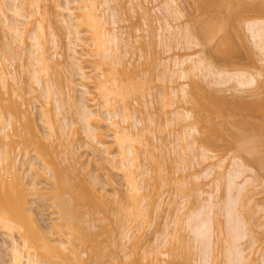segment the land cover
Returning a JSON list of instances; mask_svg holds the SVG:
<instances>
[{"label": "bare ground", "instance_id": "1", "mask_svg": "<svg viewBox=\"0 0 264 264\" xmlns=\"http://www.w3.org/2000/svg\"><path fill=\"white\" fill-rule=\"evenodd\" d=\"M96 1L9 0L8 2V0H0V3L6 5L3 7L2 4L0 5L2 7L0 9V232H4L11 237V242L9 243L11 260H8L11 264H161L156 254L162 253L159 251V247L165 246L167 239L169 240L168 235L165 236V239H163V236L161 244L157 246L159 249L156 250L158 251H148L146 249L145 255H140L135 250V254H131L126 247V240L130 238V223H137L143 214L144 206L137 198L140 193L138 178L141 175H149L146 170H140L138 162L139 156L142 153V147H150V138L148 137V139L146 135H144L146 137H142L138 133H135V129L142 123L141 121H138L135 126L132 124L133 122H130L132 101L135 97L139 96L137 94L142 93L144 90L145 81L128 66L132 64V61L127 59V53L125 54L124 48L130 45L131 38L126 36V33H121L118 27L117 16L109 9L108 2L103 1L101 4H97ZM226 1L229 0H220L222 6L223 3L227 6H233L232 0H230L232 3ZM102 6H106V8L102 10ZM165 6L169 14H167L168 17H173L175 21L181 19L177 0H169L165 3ZM54 9L59 10L57 11L59 12L58 15ZM24 10L27 11L25 12L26 14L21 13ZM9 11L13 16L17 17H14V21L13 19L12 21L9 20L10 16L7 15L10 13ZM58 22L59 26H61L60 23L62 24L59 27L60 29L57 27ZM206 22L208 24H203V26L205 25V29L207 27L209 29L202 33H211L213 27L214 30L223 29L224 27V30H221L223 32L226 31L222 20L217 21V24L214 21V24L210 21L214 25L212 29L209 21ZM53 27L61 33H63V28L66 29V32L64 31L65 34L63 33L64 35L59 33V37L64 38L63 36H67V46L72 51H68L71 53L69 56H64L62 50L61 52L57 51L60 48V43L57 39L58 36L55 34L56 30ZM165 27H167L164 32L166 36L164 33L162 36H165L167 40L169 38L167 34L172 29L177 32V35L182 33L179 25L174 26L171 23H167ZM246 27L251 41L258 48L257 50H259L260 61L264 64V20L250 21L246 24ZM214 30L212 34L217 32ZM185 33L186 48L191 49L192 45L198 46L199 42L197 39L196 42L198 43L194 42L191 36H189L190 32L188 34V31H185ZM82 35L85 41H83ZM77 46H80L82 49L87 48L89 52L80 56ZM7 53L11 59H7L8 56L5 57ZM69 53L65 54L68 55ZM59 57L61 58L60 61H54V59ZM25 58L33 61V63L30 62L31 64L29 63L32 65L30 66L32 68L30 71L29 69L31 68H29V64L26 62L28 60ZM8 60H10V64L7 63ZM15 60L20 61L23 66L25 65V68H23L20 64L22 69H24L22 71H27L26 74L28 72H30L29 74L33 73V78L31 77L30 79L32 80L30 81L36 84L34 92L40 90L39 94L41 93L46 104H49L52 98L54 97L55 99L56 96L57 115L59 117L55 116L56 113L52 114L53 112L49 107L47 108L48 111L46 110L49 118L47 115L45 120H47V123L48 119L51 122L49 123L51 129L49 138H47L48 134L41 131L40 125L37 122L36 109L29 106L31 104H28L29 100L26 99L27 101H25L24 95H14L15 90L9 88V79L18 85H23L24 82H27L26 79L25 81L17 75L19 71L16 73L17 69L13 67V61ZM51 62L65 71L66 77H64L66 80L61 76L60 79L64 80L68 87L66 88L69 91H62L63 87H65L63 85L65 83L62 80L60 82L56 81L55 83L57 84L52 85L57 89L56 86L59 82V90H55L53 89L54 87H50L49 82L45 80L42 82L43 77L40 78V75V77L36 76L41 72L45 73L46 77L50 76L49 66L54 65ZM26 63L28 66H26ZM84 64L86 65L84 66ZM87 64L91 65L88 66ZM35 66L40 70L36 69L33 71ZM187 67L190 68L192 76L196 78L194 80L197 84H201L204 80L207 81L208 77L212 80L210 83L208 82L209 87L204 88V90L206 89V99H191V102L194 100L193 104H195L194 114L188 110L187 112L179 110L176 114L177 121H175L179 125L186 120H193L194 124L200 129L198 130L196 127H189L188 125L189 129H186L185 126L182 132L181 130L183 129L181 128L179 140L183 143L181 142L180 146L184 145V147L182 145L184 150H181L183 152L190 151L188 150L190 143L187 140L197 131L200 132L202 141L205 140L204 143L210 141L213 144L216 142L218 145L217 140L223 136V133H228L230 140L233 138L235 142L239 140L245 143V145L243 144V148H246L250 152L254 150L256 145L262 144L264 142V131L258 138L248 134L251 132L247 128L250 125L249 121L246 119L238 121V116L236 117L235 114H239L235 111L234 114L233 109H229L228 102L230 100L224 95L225 93L223 94L224 90L212 88L214 85H227L229 87L230 83L233 84L235 82V89L239 87L240 90L246 92L255 85L256 78L244 72L223 71L208 62L205 57L191 53L182 58H175L174 68H166V75L165 77L163 76V80L173 84L179 82L178 80L186 79L188 77ZM75 68H77V71H74ZM24 72L22 73L25 76ZM56 72L58 73V71ZM35 73L37 74L35 75ZM58 74L62 75L63 73ZM260 74L264 75V66H261ZM57 75L58 80L59 76ZM75 75L80 76L81 83L75 82L77 81L74 79ZM28 83L29 81L25 84ZM77 85H79L82 91V97H79L77 94ZM210 85L212 86L210 87ZM186 86L185 84H180L177 87H173V95L179 101L187 100L190 94ZM31 89L34 90V87ZM91 89H95L97 93H93ZM33 90L31 91L33 92ZM218 91H222V93L219 94ZM62 96L65 98L63 99ZM138 100H140L139 97ZM231 103L230 105H233L235 102ZM67 105L70 106L68 107L69 110L70 108L75 110L79 120L83 123V130L88 139L85 145L87 149L85 147L84 149L88 151L87 153L90 152V156H92L89 160L91 163L89 164H85L83 162L84 158H81L80 150H83V148L80 146V149L79 147H75L76 145L74 146L75 141L72 139L73 137L71 140H68L73 135V131L75 134L80 131L78 128L72 130L73 127L72 129L69 128V132L70 130L72 131L71 135L66 131V128L71 126V123L67 121L66 114H64V111L66 113L67 111L69 112L68 108H66L67 110L64 108ZM247 106L250 109V105ZM238 107L242 108L241 106ZM232 108H235L234 105ZM50 111L52 113L49 114ZM46 112H43L42 115L44 113L47 114ZM61 113L64 115L63 118H60ZM50 115H52V118ZM50 118L51 120H56L54 121V125H52L53 121H50ZM117 118L121 119L117 120ZM219 120H222L221 126ZM56 124L58 125L56 126ZM104 126L107 127V131L103 130ZM140 131L143 132V130ZM58 132L59 134H56ZM108 132L111 133L109 134ZM67 134L70 136L64 138ZM111 135L115 140L113 142L114 146L115 144L117 146L116 150L108 141ZM54 138H59L60 141L59 139L55 141ZM63 138L67 139L69 144ZM46 139L50 142L51 140L53 141L49 143L46 142ZM61 142L66 143H63L65 145H62L63 149H61ZM76 142L78 141L76 140ZM210 142L208 145L212 144ZM82 143H78V145ZM57 146L60 147L59 151L57 149L59 147ZM206 147L204 145L202 147L195 146L197 149L194 150L196 153L200 150V153L198 152L199 156L201 154L203 159H208L210 157L208 155L210 150L208 149L209 147ZM246 149L243 150L247 151ZM31 151L34 152V159H37L39 164L35 163L32 157L29 156ZM23 152L25 153L24 155H28L29 157L23 159ZM101 154L103 155V160L101 159ZM97 157H99L98 160ZM30 159L32 161L28 162L27 160ZM94 161L99 164H97L98 167H103V169L106 163L112 164L116 171L122 175L124 183L131 187L129 189L130 192L127 194L129 196L128 204L121 207L123 226L120 241L118 236L112 234V230H106L107 224L105 221L109 218L111 212L110 204H117L121 199L119 198V193L113 197H110L106 193L100 175L97 174L98 172L95 168L91 167L92 170L88 166H92L91 164ZM103 161H105V164ZM237 165L238 163L235 162L234 166L238 167ZM212 167L214 168V166ZM218 167L222 168L221 165H218ZM211 168H207L206 172L211 170L214 173L215 170ZM212 172L209 173L211 174ZM157 173L155 171L153 175H158ZM244 174L245 172L242 169L238 170L236 168L229 172L230 193H234L237 189L245 192L243 191L246 188H244V185L253 184L252 181L247 179L245 184L241 185L242 187L238 186L236 180ZM112 184L117 186L119 182L113 179ZM213 198L214 196L211 195V199ZM216 205L215 203H210L202 206V208L189 215L187 219V223L191 225L194 235L193 240L195 242L193 241V244L198 243V248L202 251L201 254L205 264H210L208 248L211 243V226L208 213L213 212L215 207L218 206ZM235 207V199L231 198L227 203V213L230 223L234 220L232 216L235 212ZM182 209V207L178 206L179 211H182ZM54 214H56V218L51 217L55 220V225L54 223L52 224V227H54L52 229H49L51 226L46 228L42 219ZM234 224H231L234 227L231 229L232 231L230 230L231 232L228 230V233L231 234H227V237L239 242L243 238V235L239 231L238 224ZM168 227H171V225L167 226V229ZM169 229L167 230L168 232ZM237 241H234V243ZM232 242L229 241L231 245H233ZM235 244L234 246H237L238 243ZM233 250L236 249L231 247L229 250L232 255L228 253L229 255L227 256L230 257L231 255L232 257L230 260L228 259L227 263L236 264L235 259L237 257L232 258L237 251ZM255 254H258L257 250ZM260 260L264 264V258L262 257ZM257 261L259 260L257 259ZM167 263L178 264L175 260L168 261Z\"/></svg>", "mask_w": 264, "mask_h": 264}, {"label": "rangeland", "instance_id": "2", "mask_svg": "<svg viewBox=\"0 0 264 264\" xmlns=\"http://www.w3.org/2000/svg\"><path fill=\"white\" fill-rule=\"evenodd\" d=\"M103 1L108 2L109 9L117 16L119 23L118 27L121 30V33L124 32V34H127L126 36L131 38L130 45L124 48L125 54L127 53V59L132 61V64H129L128 66L134 70L136 75L145 81V91L143 90L142 93L137 94L139 96L135 97L132 101L133 104L130 111V122H133L132 124L135 126L138 121H141L142 123L139 124L135 129V133H138L139 136L143 137L146 135L147 137H144L150 138H148L149 143H151L150 147H142V153L139 156L138 162L141 168L140 170H146L149 175H141L138 178L140 193L137 198L141 201L144 208L142 217L138 219V222L133 224L130 223L131 225L129 224L130 238L126 240V247L128 248V251H130L131 254H135V250L138 251L140 255H145L146 249L148 251H158L156 249L160 248L159 251L162 253L158 255L156 254V256L158 257L161 264H168L167 262L171 260H175V262L178 264H205L201 254L202 251H200L198 248V243L193 244L195 242L193 240L194 235L191 230V225H188L187 223V219L189 218V215L202 208V206L215 203L218 206L216 205L217 207H215L213 212L208 213L211 226V243L208 248L210 264H230L231 262H227L232 257V254L230 253L231 251H229L231 247L236 249L233 251H237V253L235 252L236 256L233 255L232 258L234 259L237 257L235 259L236 264H238V262L239 264H262L263 261L260 260V258H264V142H262L260 145H256L254 150L250 152L246 148H243V144L245 145V143L239 140H236L235 142L233 138L230 140L228 133L222 134L223 136L219 139L221 142L217 140L218 145L216 142L214 145L210 141L209 142L212 144L208 145L209 142L206 141L204 143L205 140L202 141L200 132L197 131L191 138H188L187 140L190 143V147L188 149L190 151L183 152L184 145L182 144L183 147L182 145L180 146L182 141L179 140V136H181V128L183 129V127L185 128L186 126V129H189V127H196L198 129L199 127L194 124L193 120H186L179 125L178 122H176V114L179 110H185L186 112L188 110L194 114L193 110L195 109V104H193L194 100L191 102V99L203 100V98H207L205 92L206 89L204 90V88L209 85L212 79L208 77L209 79L207 78V81H205L203 78L199 77L204 80V82L202 81L201 84H197L194 80L196 78L192 76L193 74H191L189 67H187L188 77L184 80H178L179 82L177 83L172 84L170 82H166L163 80V78L166 75V68H174L175 58H182L191 53H195L200 57H205L208 62L214 64L218 69L223 71L244 72L255 77V85L249 88L246 92H244V90H240L239 87V89H235V82H233V84L230 83L231 85L229 84V87H227V85H214L212 88H216V90H224L223 94L225 93L224 95L230 100L228 102V106L230 108H228L230 110L233 109V113L235 111L239 114L237 115L234 113L236 117L238 116L237 120H248L251 125L247 126L249 129L247 130L249 132L251 131L248 134L251 136L253 135L252 137L255 138L260 137L264 131V86H262L264 85V75L260 74L261 66H264V64L260 61V54L258 55L259 50H257L258 48H256L253 41H251L246 24L250 21L264 20V0H232L233 3L229 0L233 6L235 5V7H231L230 5L227 6L224 3L222 6L220 0H177L178 10L181 14V19L179 21L173 20V17H168L169 14L166 11L165 3L169 0H97L96 2L97 4H101ZM229 1L226 2L229 3ZM1 4L2 3H0V5ZM4 5L2 4V7ZM2 7L0 6V9ZM105 8L106 6H102L101 9L103 10ZM54 10L56 12L59 11L58 9ZM25 12L27 11H21L22 14H26ZM58 13L59 12H57V15ZM7 15L10 16V21H12V19L14 21V17L17 18L16 16H13L11 12ZM221 20L226 31H222L224 30V27L223 29L221 28L222 30H214V27L212 29V26H214L213 24H217V21L219 22ZM206 21H209V23L210 21H212V23L214 21L213 24L210 23V27L212 29L211 33L208 32L207 34L202 33L209 29V27L205 29V25L208 24ZM167 23H171L174 26L179 25L182 33L177 35V32L172 29V31L167 34V37H169L167 40L164 33L167 29V27H165ZM203 24L205 25L203 26ZM57 25L58 28L62 26L61 23V26H59V22ZM55 30V34L58 36L57 39L60 43V48L57 51L61 52L62 50V54H64V56H69L71 53L68 51L71 50H69L67 46V36L60 38L59 33L61 32H59L57 29ZM65 30L66 29L63 28V33ZM213 30L217 32L212 34L214 33ZM185 31H188V34L189 32L192 34H189V36H191L194 42H196L197 39L199 42H196L198 43V46L192 45L191 49L186 48L187 44ZM163 33L165 36H162ZM82 37L83 41H85L83 35ZM77 48L76 49L78 50L80 56H83L86 52H89L87 48L82 49L80 46H77ZM8 53L5 55V57L8 56ZM65 53L69 54L67 55ZM8 58H10V56H8L7 59ZM25 59L24 60L28 64L30 62L33 63V61H31L29 58ZM57 60L60 61L61 58L59 57L54 59V61ZM16 61L17 60L13 61L14 65L12 64L13 67L17 69L16 73L18 71V73L24 72L22 71L24 70L22 69V63L17 61L16 64ZM7 63L10 64V60H8ZM27 63L26 66H28ZM51 63L54 65L49 66L50 76L46 77V74H43V72L40 74L38 73V75L35 73L36 76L40 75V78L43 77L42 82H44V80L49 82L50 87L53 84L56 85V81L60 82L64 76L66 77L65 71L62 68L55 66V63L53 62ZM30 64L29 68L32 66ZM85 65L86 64H84V66ZM87 65L90 66L91 64ZM24 66L23 68H25ZM35 67L33 68V71L38 68ZM30 70H32V68L29 69V71ZM75 70L77 71V68H75L74 71ZM56 71L63 74L59 75ZM18 73V76L24 80L26 79L27 82L29 81V83L25 84L27 82H24L23 85H18L9 79V88L11 90H15L14 95H24V100H29L28 104L31 103L29 106L36 109L35 113L37 122L40 125L41 131L48 134L47 138H49V133L51 132L49 123L51 122H49V119L48 123L47 120H45L48 115L46 110L49 107L53 112L52 113L50 111L49 114L56 113L55 116H58L56 107L57 105L55 101L56 96L55 99L54 97L52 98L49 104H46V101L44 98H42L41 93L39 94L40 90H38V92H34L36 84H33L34 82L30 81L32 80L30 78H33V73L31 72L32 74H29L30 72H28V74H26V70L24 72L25 76L23 73V75ZM56 75L59 76L58 80ZM60 76L62 77L61 79ZM65 77L63 78L64 80H66ZM74 77V79L77 80L75 81L76 83H81V78L79 75H75ZM64 80H62V82H64ZM59 82L57 85L58 87L56 86L57 89L59 88ZM21 83L23 82L21 81ZM180 84L187 85V90L190 93L187 100L185 99V101H179V99L173 95V87H177ZM63 85H65V87H63L62 91L68 90L66 83ZM77 86V94L79 97H82V91L80 90L79 85ZM211 86L212 85H210V87ZM33 87L34 90L31 89ZM53 89H55V87ZM31 90H33V92ZM29 91L32 93L30 94ZM91 91L93 93H97L95 89H91ZM221 93L222 91L219 92V94ZM138 97L140 100H138ZM62 98L64 99L65 97L62 96ZM66 99H68V97H66ZM65 102L67 103V101ZM231 102H235L233 103L235 108H232L233 105H230L232 104ZM63 104L66 105L64 102ZM247 105H250V109ZM238 106L243 107L240 108ZM68 107L70 106H65V110H67L66 108ZM43 112L47 113H44V115H46L45 117L42 115ZM67 113L64 111V114L67 116V121L71 123V126L67 127L68 129L66 128V131L69 132V128L72 129L73 127L72 130L78 128L80 132L75 134L74 131L72 133L70 130L68 134L71 135L72 133L75 135L70 136L67 134L64 138L70 136L68 140H71L73 137L72 139L75 141L74 146L76 145L75 147L79 148L81 146V148H83V150H80L81 148L79 149L82 155L81 158H84L85 160L84 161L82 159L83 162H85V164H89L91 163L89 160L92 158V156H90V152L87 153L88 151H85L87 149L85 145L87 144L86 141H88V139L86 138L83 130V123L81 120H79V117L73 108H70L69 112L67 111ZM50 117L52 118V115H50ZM63 117L64 115L61 113L60 118ZM51 118L50 121H53L52 125H54V121L56 120H51ZM54 118L57 119L56 117ZM120 119L121 118H117V120ZM219 121L221 126L222 120ZM58 124H56V126ZM188 125L189 127H187ZM147 126L148 128H146ZM103 130L107 131V127L104 126ZM140 130H143V132ZM181 131L183 132L184 129ZM108 133L110 134L111 132ZM56 134H59V132ZM64 138L63 140H65ZM57 139L59 138H54L55 141ZM66 140L65 142L68 141ZM76 140L78 142H76ZM52 141L53 140H51V142ZM108 141L116 150L117 146L116 144L114 146L115 140L112 135L110 138H108ZM46 142L51 143L48 139H46ZM82 142L85 143L83 144ZM63 143L64 142H61V146ZM67 143L69 144V141ZM78 143L82 144L78 145ZM241 143L242 145H240ZM201 145L209 147L208 149L210 152H208V155H210V157L208 159H203L201 154L199 156L198 152L200 153V150L197 153L194 150L197 149L195 146L202 147ZM63 146L61 149H63ZM84 147L86 149H84ZM57 149L59 151L60 147ZM243 149H246L247 151ZM24 154L25 153L23 152V159H26L25 157L31 156L33 161L38 163L37 159H34L35 155L33 151H31V155L28 153L29 156ZM102 156L103 155L101 154V159ZM98 158L99 157H97V160ZM27 161L29 162L32 160L30 159ZM104 162L105 161H103V163ZM235 162L238 163V167L234 166ZM97 164L98 163H95L94 161L91 164L92 166H88L90 168L92 167L93 169L95 168V170L98 172L97 174H99L101 177L100 179L103 186L105 187L106 193L110 197H113L119 193L118 195L121 199V201L117 204H110L111 212L109 214V218L105 221L107 224L106 230H112V234L118 236L120 241L121 229L123 226L121 207H123L125 204H128L129 196H127V194L130 192L129 189L131 187L124 183L122 175L116 171L112 164L104 163V169L103 167H98L99 164ZM218 165H221L222 168H219ZM212 166H214V168ZM207 168L214 169V173L211 170H209V172H212L211 174L206 172ZM234 168L238 170L242 169L245 172L244 175L240 176L236 180L238 186H241L242 184L244 185L247 179L253 182V184H248V186L244 185V188H246L243 191L245 192L237 189L234 193H230L229 172ZM155 171L158 172V175H153ZM31 174L33 173L31 172ZM113 179L119 182L117 186L112 184ZM131 193H133V191H131ZM211 195L214 196L213 199H211ZM231 198L235 199L236 207L232 216L234 220L230 223L227 213V203ZM178 206L183 208L182 211L178 210ZM51 217L55 219L56 214L53 216H46L42 219V222L46 228L51 226L49 229L54 227H52L53 223L55 225V220ZM234 223L236 225L238 224L239 231H241L243 235V238L240 239L239 242L234 240L237 241L235 242L238 243L237 246H234L235 243L233 239L231 240V238L228 239L227 237V234H231L228 233V230L230 231L234 227L231 226V224L233 225ZM169 225H171V227H168V229L170 228L168 232L167 226ZM49 229L48 231H50ZM165 236L169 238V240L166 238L167 244L158 248L157 246L161 244L162 240L165 239ZM229 241H233V245H231ZM10 242L11 237L4 232H0V264H11L8 261L11 258L9 247ZM256 250L259 254V258L258 254H255ZM228 253L231 254L230 257L227 256L229 255ZM257 259L259 261H257Z\"/></svg>", "mask_w": 264, "mask_h": 264}]
</instances>
